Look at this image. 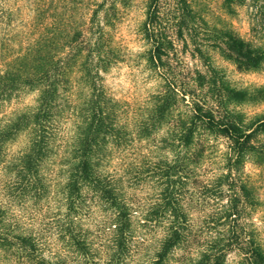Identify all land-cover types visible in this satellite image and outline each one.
<instances>
[{
	"label": "clouds",
	"instance_id": "1",
	"mask_svg": "<svg viewBox=\"0 0 264 264\" xmlns=\"http://www.w3.org/2000/svg\"><path fill=\"white\" fill-rule=\"evenodd\" d=\"M0 264H264V0H0Z\"/></svg>",
	"mask_w": 264,
	"mask_h": 264
},
{
	"label": "trees",
	"instance_id": "2",
	"mask_svg": "<svg viewBox=\"0 0 264 264\" xmlns=\"http://www.w3.org/2000/svg\"><path fill=\"white\" fill-rule=\"evenodd\" d=\"M183 1V0H181ZM155 2V0H154ZM79 34H77L78 36ZM75 39V38H74ZM157 53L159 56V49H157ZM47 68H48V57H47V52L42 50L41 52L37 53V56L35 57V71L39 73H43L44 77L46 78L47 76ZM53 72H55V69H53Z\"/></svg>",
	"mask_w": 264,
	"mask_h": 264
},
{
	"label": "rangeland",
	"instance_id": "3",
	"mask_svg": "<svg viewBox=\"0 0 264 264\" xmlns=\"http://www.w3.org/2000/svg\"><path fill=\"white\" fill-rule=\"evenodd\" d=\"M180 3L182 4L183 1L180 0ZM184 15L187 17V21L182 17L181 24L186 26V23L191 21V17L188 16L187 11H185Z\"/></svg>",
	"mask_w": 264,
	"mask_h": 264
}]
</instances>
